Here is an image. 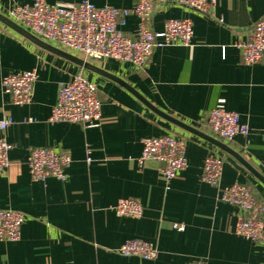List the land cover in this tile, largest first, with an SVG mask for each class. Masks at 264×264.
I'll return each instance as SVG.
<instances>
[{"label":"crops","instance_id":"1","mask_svg":"<svg viewBox=\"0 0 264 264\" xmlns=\"http://www.w3.org/2000/svg\"><path fill=\"white\" fill-rule=\"evenodd\" d=\"M44 1L66 7L79 2ZM32 2L0 0V12L7 16L14 3ZM91 2L123 11L133 9L137 0ZM263 16L264 0H218L209 15L157 4L152 30L164 31L170 19H190L189 46L156 48L143 70L112 59L90 62L128 82L156 108L208 134L212 109L239 114L249 135L227 144L264 175V61L243 64L235 46L252 35ZM138 23L130 15L121 29L134 37ZM31 70L38 72L32 102L15 105L3 92V78ZM79 73L98 88L100 125L50 123L60 86ZM4 117L14 123L0 133L12 145L10 167L0 173V210L22 212L26 221L19 242H0V264H192L196 259L263 264V245L236 234L240 210L219 201L224 188L243 183L264 204V186L256 178L234 158L156 115L117 83L36 47L0 23V120ZM168 134L185 138L188 159L187 168L169 184L159 174L158 162L147 161L142 168L137 164L143 138ZM42 147L71 156L65 181H33L27 159L32 149ZM211 153L225 159L218 187L201 179ZM120 199L139 200L143 216H118L114 207ZM176 224L184 229H176ZM131 239L152 243L158 258L146 261L119 254Z\"/></svg>","mask_w":264,"mask_h":264},{"label":"built area","instance_id":"2","mask_svg":"<svg viewBox=\"0 0 264 264\" xmlns=\"http://www.w3.org/2000/svg\"><path fill=\"white\" fill-rule=\"evenodd\" d=\"M218 0H137L131 10L115 7H98L91 0H79L71 6L51 5L44 0H33L31 4L14 3L7 16L23 28L71 54L82 58L103 62L116 60L133 64L137 69L146 68L156 48L166 46H189L193 38V22L190 19H170L162 32H154L151 20L155 5H181L203 14H211ZM138 18V29L134 37L124 34L121 27L126 25L128 16ZM242 63L253 65L264 61V16L258 20L252 35L235 45ZM38 79L36 70L13 73L2 81L3 92L13 104L25 106L32 102L34 85ZM102 119V102L96 84L82 73L60 86L58 99L52 108L48 121L55 123H76L85 128H96ZM27 122H33L29 119ZM14 123L11 117L0 120V133ZM210 134L226 143L236 137L246 138L249 126L241 116L224 108H214L206 120ZM142 154L137 160L142 168L147 161L158 162L159 174L170 183L177 174L188 166L187 143L182 136L168 134L162 137L142 139ZM247 148V147H246ZM12 145L0 137V173L10 167L9 153ZM72 163L69 154L52 148H34L27 159L33 181H45L54 177L65 181L67 169ZM225 159L211 153L205 159L201 179L204 183L218 187L223 175ZM169 187V186H168ZM220 202L229 203L240 210L236 234L264 247V204L257 198L252 187L235 183L221 191ZM120 217L141 218L144 214L142 203L136 199H120L114 207ZM26 216L15 210H0V242H19ZM183 230V225H175ZM124 257H138L154 261L159 250L150 242L127 240L118 250ZM192 264H209L204 259H196ZM264 264V260H263Z\"/></svg>","mask_w":264,"mask_h":264},{"label":"water","instance_id":"3","mask_svg":"<svg viewBox=\"0 0 264 264\" xmlns=\"http://www.w3.org/2000/svg\"><path fill=\"white\" fill-rule=\"evenodd\" d=\"M0 23L5 27H7L8 29H10L11 31H13L14 33H16L17 35L24 38L25 40L29 41L36 47L44 51H47L49 53H52L54 55H57L86 71H89L91 73H94L96 75L107 78L117 83L118 85L129 91L132 95H134L137 99H139L146 107H148L152 112H154L162 119L166 120L167 122L174 125L178 129L185 131L213 145L220 151L234 158L244 169H246V171H248L254 178H256L258 182H260L264 186V175H262V173H260L241 153L233 149L230 145H228L224 141L217 139L214 136L202 131L201 129L194 127L156 108L145 97L140 95V93L134 87H132L128 82L124 81L122 78L102 69L101 67L97 66L96 64L82 57L68 53L54 45H51L43 41L42 39L38 38L37 36L29 32L28 30H26L21 25L17 24L16 22H14L12 19H10L8 16H6L1 12H0Z\"/></svg>","mask_w":264,"mask_h":264}]
</instances>
